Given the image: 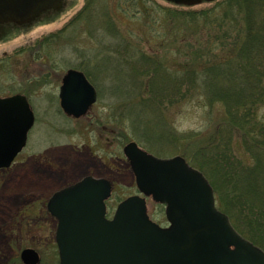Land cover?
<instances>
[{
	"label": "rangeland",
	"instance_id": "374dc122",
	"mask_svg": "<svg viewBox=\"0 0 264 264\" xmlns=\"http://www.w3.org/2000/svg\"><path fill=\"white\" fill-rule=\"evenodd\" d=\"M63 1L61 10L49 18L27 30H13L0 41V96L26 95L34 114L24 148L9 167L0 168V264H23L19 254L26 247L38 252L37 264H57L55 224L43 220L46 208L42 203L52 190L74 183L86 174L107 179L113 184L107 202L111 216L121 199L138 194L122 152L126 142L133 140L159 157L182 156L191 165L194 150L185 136L210 133L222 115L220 104L209 107L199 97L166 105L163 114L135 100L120 104L125 94L109 89L113 81L106 77L108 69L103 61L100 65L103 71L95 69L100 76L99 92L97 89L96 102L87 115L80 118L64 115L58 99L60 79L67 68L94 62L89 56L97 48L89 32L101 24L99 20L88 26L81 20L49 48L37 49L34 41L59 29L84 3V0ZM99 1L106 5L112 22L122 32L144 35L150 41L143 20L122 13V0ZM145 1L149 7L155 3L182 9L164 0ZM219 1L222 0H207L190 9L208 8ZM175 50L163 52L167 63L182 61ZM233 147L239 157L250 161L239 140H234ZM214 200L223 211L216 194ZM146 204L149 217L161 226L167 225L163 206L149 197Z\"/></svg>",
	"mask_w": 264,
	"mask_h": 264
},
{
	"label": "trees",
	"instance_id": "16d2710c",
	"mask_svg": "<svg viewBox=\"0 0 264 264\" xmlns=\"http://www.w3.org/2000/svg\"><path fill=\"white\" fill-rule=\"evenodd\" d=\"M145 4L122 0L120 9L143 20L150 41L122 32L99 0H84L66 23L33 45L49 48L79 21L89 26L100 20L89 32L94 62L79 66L97 89L95 69L103 71V61L113 81L109 89L125 94L120 104L135 100L162 114L164 106L193 97L209 107L220 104L222 115L210 133L185 136L194 150L190 164L207 178L233 227L264 250V0H222L200 9ZM173 48L182 61L167 63L164 55ZM234 140L250 161L235 153Z\"/></svg>",
	"mask_w": 264,
	"mask_h": 264
},
{
	"label": "water",
	"instance_id": "95a60500",
	"mask_svg": "<svg viewBox=\"0 0 264 264\" xmlns=\"http://www.w3.org/2000/svg\"><path fill=\"white\" fill-rule=\"evenodd\" d=\"M47 0H0V14L27 12ZM194 4L199 0H172ZM60 107L67 115L81 116L96 100V91L83 72L67 69L59 87ZM34 116L23 94L0 97V167L10 164L24 146ZM144 196L163 203L167 227L151 221L144 197L120 201L111 220L104 218L110 183L84 177L55 193L48 209L59 222L55 241L58 264H264V252L243 238L227 216L214 205L204 175L176 155L160 158L133 141L123 147ZM24 264H36L32 248L20 252Z\"/></svg>",
	"mask_w": 264,
	"mask_h": 264
},
{
	"label": "flooded vegetation",
	"instance_id": "af4514ba",
	"mask_svg": "<svg viewBox=\"0 0 264 264\" xmlns=\"http://www.w3.org/2000/svg\"><path fill=\"white\" fill-rule=\"evenodd\" d=\"M62 2H63V0H47L46 2H42L41 6L37 7V9L35 8L29 12H27L24 8L16 7L14 14H9V15L0 14V41H2L5 38V36L10 34V32L13 30H22V31L26 30L31 25H33L35 23V21H37V19L48 18V17L52 16L54 14V12H56V10L60 7ZM61 7H62V5H61ZM126 163L129 167L128 162H126ZM86 175H88V174H86ZM78 180H76V181H78ZM65 186H67V185L60 186V187L52 190L50 192V194L48 195V197L45 199V201L42 203V205L46 208L45 216H43V220L49 221L50 223L55 224V226L58 223V219L56 216H54L52 213H50L47 210V202L55 192L63 189ZM107 202H108V198L105 200V207H106V213L105 214H106L107 218H110L111 216L108 215V211H107L108 210Z\"/></svg>",
	"mask_w": 264,
	"mask_h": 264
}]
</instances>
